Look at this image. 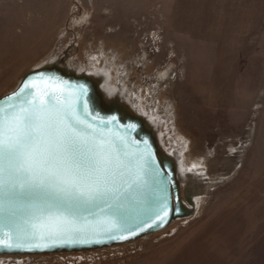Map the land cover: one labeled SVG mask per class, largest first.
I'll return each mask as SVG.
<instances>
[{"label":"rangeland","instance_id":"374dc122","mask_svg":"<svg viewBox=\"0 0 264 264\" xmlns=\"http://www.w3.org/2000/svg\"><path fill=\"white\" fill-rule=\"evenodd\" d=\"M54 61L109 73L199 205L131 245L0 264H264V0H0V98Z\"/></svg>","mask_w":264,"mask_h":264},{"label":"snow or ice","instance_id":"6c2138e0","mask_svg":"<svg viewBox=\"0 0 264 264\" xmlns=\"http://www.w3.org/2000/svg\"><path fill=\"white\" fill-rule=\"evenodd\" d=\"M45 79L59 81L40 74ZM39 81H25L0 104V246L9 248L76 236L86 231L81 213L98 202L119 207L145 182L148 162L128 150L124 137L107 133L116 117L95 123L81 101L82 85L70 97L62 88L34 91ZM105 231L109 239L138 234L119 222Z\"/></svg>","mask_w":264,"mask_h":264},{"label":"water","instance_id":"95a60500","mask_svg":"<svg viewBox=\"0 0 264 264\" xmlns=\"http://www.w3.org/2000/svg\"><path fill=\"white\" fill-rule=\"evenodd\" d=\"M40 74L44 77H58L59 81H39ZM33 78L39 81L34 89L38 93L62 88L64 96L75 97L80 95L82 85L86 93L81 96V101L86 102L91 116L96 117L95 123L116 117V121L108 125L107 133L124 137L128 142V150L148 162L145 182L132 196L122 199L119 207L109 208L107 204L98 202V206H91L89 211L81 213L77 218L78 224L86 231L76 236L69 235L63 240L47 241L48 246L35 247L29 243L21 247L15 244L11 248L0 246V257L74 255L119 248L164 232L173 223L193 217L197 196L194 185L186 189V200L183 199L184 183L178 156L166 151L160 142L157 125H152L150 117L140 114L131 104L123 101L119 94H108L101 77L95 73L63 66L57 61L29 71L14 91L0 98V104L17 92L25 81ZM112 222H119L125 228H134L138 234L129 235L127 239H109L105 229ZM141 227L143 231H140ZM97 240L102 242H95Z\"/></svg>","mask_w":264,"mask_h":264},{"label":"bare ground","instance_id":"6f19581e","mask_svg":"<svg viewBox=\"0 0 264 264\" xmlns=\"http://www.w3.org/2000/svg\"><path fill=\"white\" fill-rule=\"evenodd\" d=\"M95 75H97L98 77H101V79L104 83V90L108 94H110L111 96H115V95L119 94V96L122 98L123 101L127 102L128 104H131L135 108V106L132 103L130 96L127 93V91L124 89L120 90L118 86H116V85L113 86L114 84L110 83L111 78H110L109 73L98 70L97 72H95ZM127 98H129L131 103L129 102V100ZM179 167H180V165H179ZM180 170H181V173L183 175L182 176V181H183L182 183H184V184H182L183 185L182 186V195H183V199L186 200V198H185L186 189L193 184V181L191 179V176L188 175V173L186 172V170H184L182 167H180ZM195 204H196V207H195V210H196L198 208V205H199V199L198 198L195 199Z\"/></svg>","mask_w":264,"mask_h":264}]
</instances>
